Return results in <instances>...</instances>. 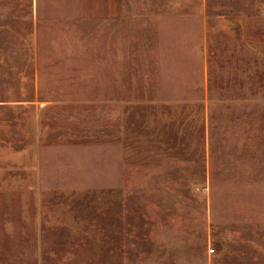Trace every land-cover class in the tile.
Here are the masks:
<instances>
[{
  "label": "rangeland",
  "instance_id": "rangeland-1",
  "mask_svg": "<svg viewBox=\"0 0 264 264\" xmlns=\"http://www.w3.org/2000/svg\"><path fill=\"white\" fill-rule=\"evenodd\" d=\"M0 264H264V0H0Z\"/></svg>",
  "mask_w": 264,
  "mask_h": 264
}]
</instances>
